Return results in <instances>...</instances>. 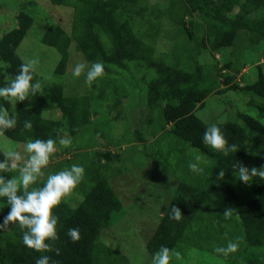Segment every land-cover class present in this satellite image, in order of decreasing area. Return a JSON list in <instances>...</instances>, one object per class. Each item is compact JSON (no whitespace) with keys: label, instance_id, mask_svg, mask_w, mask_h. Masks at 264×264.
<instances>
[{"label":"trees","instance_id":"obj_1","mask_svg":"<svg viewBox=\"0 0 264 264\" xmlns=\"http://www.w3.org/2000/svg\"><path fill=\"white\" fill-rule=\"evenodd\" d=\"M50 2L67 8L69 15L65 22L71 25L48 27L41 36L40 41L55 48L60 55L50 77L37 71L33 74L32 82L39 80L42 91L14 106L0 99V108H6L9 116L17 119L16 128L6 130L5 136L15 141L9 147L12 150L29 140H57V152L50 159L53 161L32 187H42L48 175L73 164L83 166L84 178L71 197L54 209L59 218V239L55 247L60 249V254L27 248L19 227L9 225L0 231V264H35L41 255L50 257L49 264L134 263L126 247L122 251L120 247L110 246L104 238V231L118 219L116 213L124 209L122 201L129 200L118 193L116 180L112 184L103 171L113 166L109 175L118 173L116 169L123 151L106 147L92 152L91 147L95 145V137L104 136L99 127L101 123L93 121L94 104L109 101L113 96L104 104L111 113L124 98L132 97L137 84L143 85L141 105L138 103L140 107L136 108L140 122L132 123L135 127L132 143L151 145L150 160L154 166L160 165L162 157L174 158L176 148L162 147L167 137L187 145L177 147L179 154L185 155L177 159L176 167L185 168V174L173 183L176 185L171 194L167 191L156 195L167 203L165 209L160 208L153 232L145 238L140 228L150 263L161 246L172 251L170 264H181L183 258L193 254V249L215 253V247L225 246L232 240L239 242L238 251L226 258L215 253L220 259L230 264H264V179L254 177L245 184L234 174L239 164L264 171V67L260 62L264 57V0ZM34 21L32 13L19 10L16 24L0 37V87L18 74L23 57L19 46ZM167 23L175 27L176 37L180 35L183 40L165 42L160 50L158 40L166 34ZM71 46H75L90 66L94 62L104 65L105 77L98 78L101 85L95 94L93 91L66 92ZM226 48L229 55L217 57ZM248 64L257 68L254 80L249 79L250 72L243 71ZM227 91L248 95L247 108L236 112L235 121H204L199 111L205 108L206 99ZM116 114L118 117L123 112L116 110ZM26 120L32 122L31 131L23 130ZM211 124L220 128L229 145H237V152L224 156L203 144L202 135ZM56 130H60V136L71 139L70 147L59 145ZM84 136L88 142L84 143ZM87 143L92 146H86ZM86 147L91 152L85 151ZM190 147L198 149L195 154L213 161L212 166L201 164L204 171L199 175L188 168L192 152L185 151ZM2 149L0 161L4 159ZM222 169L224 178L218 179ZM0 175L11 179L19 174ZM126 180L124 177L122 181ZM172 205L181 209L180 221L169 218ZM228 207L235 211L231 219L225 220L223 213ZM9 210L6 198H0V222ZM70 228L79 229V241L73 243L67 236ZM134 228L135 224L129 225V230ZM175 252L181 254L180 262L175 261Z\"/></svg>","mask_w":264,"mask_h":264},{"label":"rangeland","instance_id":"obj_2","mask_svg":"<svg viewBox=\"0 0 264 264\" xmlns=\"http://www.w3.org/2000/svg\"><path fill=\"white\" fill-rule=\"evenodd\" d=\"M149 1L167 3L168 0ZM19 10L32 13L35 18L33 26L29 29L28 34L19 46V51L25 58L37 59L38 64L36 66V71L42 76L50 77L60 55L55 48L43 44L40 39L45 29L48 27L59 24L69 28L71 24L65 22L67 21L66 19L68 17L66 16L69 15V12H67V8H61L59 5L54 6L50 0H0V37L4 31L13 26L14 23L16 24V14ZM164 27L167 32L161 35V38L158 40V49L160 50H163L162 44L165 42L173 43L175 40L177 42L183 40L180 35L176 37V29L172 24L167 23ZM70 53L71 56L65 79L67 83L66 92L70 94H87L93 91L95 94L98 92L101 85L99 79L93 82L91 86H88L85 83V76L83 74L79 78L72 75V71L77 63H86L88 66H90V63L84 59L83 55L75 46H71ZM224 53H219L217 57L222 58L229 55V50L227 48L224 49ZM260 62L264 67V57L260 58ZM243 71L251 73V75H249L250 80L255 79L257 74L255 65L248 64ZM240 76L241 75H239L238 78H240ZM103 77H105V75ZM126 77H129L128 74ZM142 86V84H137V86L133 88V94L131 93L132 97L129 99L124 98V101L120 103L119 106H116L115 109H112L111 113L105 108L104 104L111 101L114 98L113 96L107 99L109 101H98L97 105L94 104L93 109H96V111L92 115L93 121L101 123L99 127L101 131L104 132V136L100 138L95 137V145L92 146L91 143H87L86 145L89 146L90 144L92 146V152L95 150L99 151L98 149L106 147L112 148L114 151H123L119 161L120 166L116 169L118 173H111V175H109L113 166L103 171L105 172L104 174L108 176L111 183L116 180L115 187L117 190L119 189L118 193L121 196L128 197L129 200L126 199V201H122L124 209L121 213H116L118 219L112 221L109 228L104 231V238L107 239L105 242L110 246L114 245V247H120L122 251H124V247H126V252L130 255L131 260L134 259L133 264H151L148 260V256H146V243L144 238L140 236V228L142 232H144L145 238H148L153 232L155 220L160 217V208L165 209L167 203L166 200H161V198H157L156 195L157 193H165L167 191L168 194H171L172 188L176 185L173 183H176V181L185 174V168H177L176 164L177 159L185 155L179 154V149L182 146H187L186 143L177 138L167 137L163 140L162 147H170L172 150L176 148V150H174V158L169 159L167 156L160 157V165L154 166L152 160H150L151 157H153L151 155V145L149 146L147 142L136 143L137 145L132 143L135 133L133 131L135 127L132 123L136 124L140 122V115H138L136 108L141 105L140 91ZM94 94L92 95L94 96ZM248 99V95L238 91H227L221 95L209 96L206 99L205 108L199 111V115L204 118L206 122L235 121L237 120L236 112L239 109L243 110V108H247L246 101ZM138 103H140V105ZM12 105L14 106V104ZM120 109L123 114L115 117L117 116L116 110ZM109 113L113 116L109 115ZM87 133L84 132V134ZM84 137L86 138L84 143L88 142V137ZM14 142L15 141L4 136L0 138V147L3 149L5 147H13ZM24 144L26 143L18 144V147H14V150L22 152ZM257 148L260 150L263 147H256V149ZM85 151L91 152L89 147H86ZM185 152L186 154L192 152L190 154V160H193L192 156L199 151L195 147H190ZM61 156L64 157L69 155ZM158 157L159 155L154 157V159ZM203 158L206 165H213V161L210 159L206 160V156H203ZM57 159L60 160V156H58ZM52 161L53 160H50V163ZM85 163H87L86 158ZM115 175L118 176L116 177ZM124 177L128 180L122 181ZM130 224H135L134 231L129 230ZM175 261L180 262V259H175ZM181 264H230V262L220 259L210 250H200L196 248V250L193 249V254L189 258H183Z\"/></svg>","mask_w":264,"mask_h":264},{"label":"clouds","instance_id":"obj_3","mask_svg":"<svg viewBox=\"0 0 264 264\" xmlns=\"http://www.w3.org/2000/svg\"><path fill=\"white\" fill-rule=\"evenodd\" d=\"M18 74L4 87H0V98L11 104L23 102L42 91L41 83L37 80L33 83V74L36 72L37 59L21 57ZM85 76V83L91 86L98 78L105 74L104 65L101 62H94L91 66L86 63H77L72 71V75L79 78ZM17 119L9 116L6 108H0V138L5 136L6 130L15 129ZM33 125L31 121H24L23 130L31 131ZM22 130V131H23ZM57 131L58 143L65 148L71 146V139L59 135ZM203 144L209 146L216 152L228 156L230 152H237V145H229L228 140L222 134L216 124L209 125L202 135ZM57 152V140L49 138L47 140H29L23 145V151L2 149L4 159L0 161V173L18 172V177L13 176L6 179L0 175V198H6L7 205L10 206L8 214L0 222V231L9 225H16L22 232L23 244L36 252H55L60 254V249L55 247V241L59 239L57 233L58 217L54 214V209L62 202L71 197L77 186L83 181V166L73 164L70 168H65L55 174L47 176L42 187H32L45 175L51 157ZM205 163L200 154H195L192 161H189L188 168L191 172L199 175L204 169L201 164ZM237 179L245 184L250 183L254 177L264 179V171L258 168H247L238 165V171L234 172ZM224 170L218 174V179L224 178ZM235 209L228 207L223 213V218L229 220L233 217ZM169 218L180 221L182 211L178 206L172 205L168 211ZM67 236L73 243L79 241L80 232L77 228H70ZM51 242V243H49ZM239 242L229 240L225 246H217L214 252L223 257H228L238 251ZM172 251L167 246L161 248L154 254L152 264H170ZM177 260L180 253H174ZM50 257L41 255L36 259L35 264H49Z\"/></svg>","mask_w":264,"mask_h":264}]
</instances>
